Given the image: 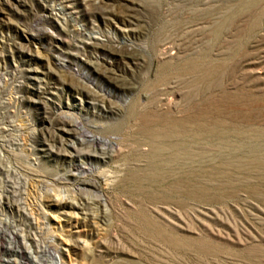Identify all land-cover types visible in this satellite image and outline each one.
I'll use <instances>...</instances> for the list:
<instances>
[{
  "label": "rangeland",
  "instance_id": "1",
  "mask_svg": "<svg viewBox=\"0 0 264 264\" xmlns=\"http://www.w3.org/2000/svg\"><path fill=\"white\" fill-rule=\"evenodd\" d=\"M0 264H264V0H0Z\"/></svg>",
  "mask_w": 264,
  "mask_h": 264
},
{
  "label": "bare ground",
  "instance_id": "2",
  "mask_svg": "<svg viewBox=\"0 0 264 264\" xmlns=\"http://www.w3.org/2000/svg\"><path fill=\"white\" fill-rule=\"evenodd\" d=\"M96 142H97V141H96ZM98 142H100V141H98ZM86 184H88V183H86ZM68 206L72 207V205H68Z\"/></svg>",
  "mask_w": 264,
  "mask_h": 264
}]
</instances>
